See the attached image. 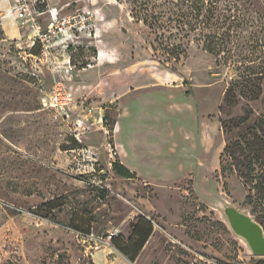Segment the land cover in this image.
Here are the masks:
<instances>
[{
  "label": "rangeland",
  "instance_id": "rangeland-1",
  "mask_svg": "<svg viewBox=\"0 0 264 264\" xmlns=\"http://www.w3.org/2000/svg\"><path fill=\"white\" fill-rule=\"evenodd\" d=\"M29 2L43 30L55 10L59 18L89 17L87 27L57 39L48 57L62 63L69 45L82 46L73 92L105 105L107 120L83 139L99 154L89 185L76 176L86 162L72 151L68 125L43 105L52 68L30 54L31 28L12 20L21 33L7 34L4 9L0 264H263L222 206L264 228V0H224L221 8L235 6L239 22L230 53L215 56L191 37L177 61L154 50L152 27L135 17L137 0ZM115 161L133 176L115 170ZM141 217L154 230L132 261L117 246L136 240ZM113 231L118 237L107 243Z\"/></svg>",
  "mask_w": 264,
  "mask_h": 264
},
{
  "label": "trees",
  "instance_id": "trees-1",
  "mask_svg": "<svg viewBox=\"0 0 264 264\" xmlns=\"http://www.w3.org/2000/svg\"><path fill=\"white\" fill-rule=\"evenodd\" d=\"M137 1L139 4L135 17L152 27L155 35L154 50H162L169 59L177 61L185 56L187 53L185 40L191 37L202 42L203 48L215 56L226 54L227 51L230 53L229 45L232 42L233 31L239 23L238 17L233 12L235 6L226 5L224 10L221 8L224 0ZM33 52L40 53V48L34 47ZM76 53L77 51L73 59ZM72 141L74 148L80 146L74 138ZM112 166L115 170L120 169L124 176H133L128 168L116 161L112 163ZM153 224L151 219L141 217L138 224L133 227L132 237L136 240H130L128 245L119 244L118 250L134 261L152 235ZM117 237H113V240ZM262 263L264 264V260Z\"/></svg>",
  "mask_w": 264,
  "mask_h": 264
},
{
  "label": "built area",
  "instance_id": "built-area-1",
  "mask_svg": "<svg viewBox=\"0 0 264 264\" xmlns=\"http://www.w3.org/2000/svg\"><path fill=\"white\" fill-rule=\"evenodd\" d=\"M12 11L16 21L22 28H31L33 31L29 36L31 39L30 54H34L36 62L40 61L52 68L54 84L51 91L43 99L44 108L60 117L68 125L71 136L80 143V146L73 148L72 151L86 162L84 163L86 166L84 167L85 171H79L76 176L79 180L92 185L95 182L90 180L89 175L96 172L99 165V154L93 151L92 146H86L83 139L86 134L94 129L103 128L107 120L104 112L106 107L102 104L95 105L86 96L77 98L73 92L71 84L74 82V73L77 69L73 61V55L82 46L69 45L67 57L62 63L51 62V58L48 57V48L54 45L57 39L59 40L68 31L73 32V29L87 27L86 21L90 19L85 15L80 16V18H77V16L59 18V12L55 10V12H51L52 26L47 30H43L37 19V15L41 13L31 5L29 0H16L12 6ZM34 47H39L40 53L35 54L33 52ZM85 66L89 67L91 64L86 63L83 68ZM88 166H91L90 169L93 171L87 170ZM77 234L83 239L102 241V238H96L93 233L77 232ZM117 235L116 231L110 232L105 241L110 243L113 237Z\"/></svg>",
  "mask_w": 264,
  "mask_h": 264
},
{
  "label": "water",
  "instance_id": "water-1",
  "mask_svg": "<svg viewBox=\"0 0 264 264\" xmlns=\"http://www.w3.org/2000/svg\"><path fill=\"white\" fill-rule=\"evenodd\" d=\"M222 210L233 232L244 239L257 256H264V228L251 214L232 204H223Z\"/></svg>",
  "mask_w": 264,
  "mask_h": 264
},
{
  "label": "crops",
  "instance_id": "crops-1",
  "mask_svg": "<svg viewBox=\"0 0 264 264\" xmlns=\"http://www.w3.org/2000/svg\"><path fill=\"white\" fill-rule=\"evenodd\" d=\"M3 2H6V0H0V4L1 3H3ZM3 6H6V5H3ZM10 6V5H9ZM8 6V7H9ZM6 7L9 11H8V13L6 14V15H4L3 16V18L5 19V18H9L10 20H11V22H10V20L9 21H5L4 22V27L6 28V32H7V34H9V35H11V36H13V37H18L19 36V34L21 33L18 29H16V27H15V24H13L12 23V20L13 21H16V18L14 17V14H13V12H12V8L11 7ZM6 8H3L2 9V7H0V15H2L4 12H3V10L4 9H6ZM17 22V21H16ZM18 30V31H17ZM106 111V110H105ZM94 257H95V255H94Z\"/></svg>",
  "mask_w": 264,
  "mask_h": 264
}]
</instances>
